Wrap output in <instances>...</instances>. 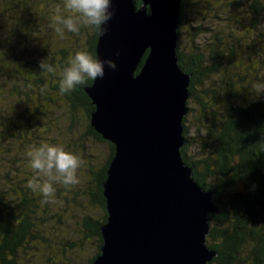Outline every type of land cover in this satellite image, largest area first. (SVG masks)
Returning <instances> with one entry per match:
<instances>
[{
  "label": "water",
  "instance_id": "water-1",
  "mask_svg": "<svg viewBox=\"0 0 264 264\" xmlns=\"http://www.w3.org/2000/svg\"><path fill=\"white\" fill-rule=\"evenodd\" d=\"M113 3L96 55L114 59L117 70L86 88L92 127L115 146L93 264H210L218 253L207 243L208 215L221 212L182 156L192 81L180 66L183 0Z\"/></svg>",
  "mask_w": 264,
  "mask_h": 264
},
{
  "label": "rangeland",
  "instance_id": "rangeland-1",
  "mask_svg": "<svg viewBox=\"0 0 264 264\" xmlns=\"http://www.w3.org/2000/svg\"><path fill=\"white\" fill-rule=\"evenodd\" d=\"M262 1L260 8L264 5ZM191 2L195 4L183 13L179 31V51L191 53L197 45L210 50L215 38L219 37L229 48L224 64L228 67L233 66L230 76H236L235 67L241 66L243 70L240 73H242L250 65V60L254 58L252 51L247 52L249 43L252 41L256 43L253 51L264 47V44L257 41V36L264 32V28L261 27L263 24L258 26L260 28L257 30L252 28V21L258 17L251 9L254 8L253 0H240V2L238 0H192ZM34 3L36 8L32 10V13L26 10L22 15L16 13L17 20L12 19L8 11L10 16L1 18V21L3 25H8L7 29L11 30H16L19 25L17 28L19 34L14 37L12 43L17 41V48L33 52V54H26L30 63L40 64L42 59H48L54 71L42 72L36 69L33 76H36L41 83L35 85V81H32L29 90L24 86L23 80L29 76V73L25 71L27 68L12 63L10 58L12 47L5 52L4 58L7 63L2 70L5 76L2 78L0 76V178L3 174L9 175L11 179L3 180L0 185L8 188L10 193L13 190L18 194L21 190L30 192L27 181L34 173L28 166L26 151L31 145L48 142L61 145L77 155L81 161L78 171L79 183L70 187L56 184L55 199H50L48 203L41 201L46 206L48 214L43 220L45 227L40 228L42 242L40 241L38 245V251L34 249H30L29 252L24 251L20 262L22 261L23 264H86L88 259L98 253V248L95 239H87L85 236L89 234L85 221L99 220L103 217L102 208L93 203L92 191H96L95 179L110 158L111 148L108 143L101 142L88 134L89 120L86 114L82 111L74 113L72 107L54 86L59 84L69 57L79 50L91 52L90 40L96 34V30L81 25L77 32L65 30L61 35L56 31L57 26L52 22V16L57 7L62 8L63 0H34ZM209 5L216 11L209 10ZM64 14L67 15V12ZM28 21L31 26L29 30L26 29ZM236 21H239L240 25H236ZM258 22L260 23L259 20ZM34 23H37L39 27H35ZM200 27L207 30L201 33ZM231 49L236 51L234 57L237 54L235 64H232L234 58L233 62L229 61ZM28 54L31 55L28 56ZM14 69L20 71L19 78L13 73ZM217 76L220 75L214 76L217 79L213 84L216 89L209 83L205 85L208 89L214 90L216 97L212 93L205 96L203 88L199 87L196 94H191L188 101L190 111L185 118L186 121L184 120V127L190 129L187 137L193 143L189 152L190 157H193L194 153L200 154V144L205 141L203 137L206 135H200L197 131V128H200L199 118L204 119L202 116L205 113L213 114V110L222 114V110L229 106L224 96L225 84L224 82L222 84L221 77ZM227 79L231 78L227 76ZM41 89L50 101L45 103L49 104L48 107L44 106L41 109L44 113L41 116L37 115L39 125L36 127L34 119L37 114L35 105L37 96L34 94L40 93ZM28 91H31L32 103L26 99ZM201 103L206 104L207 109H202ZM34 194L36 197L40 196L39 193L34 192ZM20 198H22L21 195L16 200L18 203ZM209 223L211 225L210 219ZM251 254V246H244L240 257L241 264H252Z\"/></svg>",
  "mask_w": 264,
  "mask_h": 264
},
{
  "label": "trees",
  "instance_id": "trees-1",
  "mask_svg": "<svg viewBox=\"0 0 264 264\" xmlns=\"http://www.w3.org/2000/svg\"><path fill=\"white\" fill-rule=\"evenodd\" d=\"M191 1L183 0L181 22L184 11L195 4ZM261 1L253 0L254 8H251L258 16L252 21L254 30L259 29L258 26L261 24H263L261 27L264 28V5L260 8ZM142 4V0H137L139 8ZM35 8L34 0H0V76L1 78L5 76L2 72L4 64L7 63L4 56L5 52L12 47L10 49L12 63L26 67L25 71L27 74L29 73L28 78L23 79L24 86L29 90L32 81H35V85L41 83L39 79H36V76H33L36 69H41L38 62L30 63L27 60L26 54H33V52L17 48V41L12 43L14 37L19 34L17 31L19 25L16 30L7 29L8 25H3L1 18L10 16L8 13L10 11L11 18L18 20L16 13L22 15L25 10L32 13ZM208 9L216 11L212 9L211 5ZM29 21L26 22L28 30L31 28ZM235 24L240 25V22L236 21ZM34 25L39 27L37 23ZM99 30H96V34L90 40V50L95 56H97ZM205 30L207 29L204 27L199 29L201 33H204ZM257 37V41L264 44V32H261ZM226 45L219 37H216L210 50L197 45L194 46L191 53L179 51L180 66L185 73L192 75L191 94L195 95L197 89L201 87L205 96L211 93L215 96L214 90L208 89L205 85L209 83L212 88H215L213 84L217 78L214 76L220 75L217 77H221V83L225 84L224 96L229 103V106L222 110V114L213 110V114L205 113L202 116L204 119L199 118L200 128H197V131L200 135H206L203 137L205 141L200 144L199 155L194 153L193 157H190L189 152L193 143L187 137L190 134V129L185 127L186 144L182 149V156L185 163L193 168L194 177L200 186L213 194V201L221 212L220 215L209 216L213 227L208 236V244L218 253V256L210 264H241V252L246 245L251 246L252 249V264H264V47H261V50L258 48L253 51L256 43L250 42L247 52L252 51L254 58H250V65L242 73H240L243 70L241 66L235 67L236 76L231 77L230 72L233 70V66L228 67L224 64L227 60L226 53L229 51ZM239 45L243 47L241 44ZM235 53L234 49L230 50L229 61L233 62L234 58L232 64H235L237 57V54L234 57ZM13 73L18 78L21 76L17 69H14ZM227 76L231 79H227ZM92 84L93 81L89 80L86 84L78 85L67 93L60 92L59 84L54 86L72 107L74 113L82 111L86 114L89 120L88 134L101 142L108 143L111 148L110 158L95 179L96 191H92L93 203L102 208L103 217L99 220L85 221L89 233L85 236L87 239H95L98 248V253L88 259L86 264L94 263L101 254L99 251L104 243L101 227L107 222L108 211L103 186L115 154V146L104 140L91 124L92 113L96 108L86 93V88ZM34 95L37 96L35 100L37 114L34 119L37 127L39 125V123L37 124L38 116L44 113L41 109L44 106L48 107L49 104L45 103L50 101V98L45 96L42 89L40 93ZM259 95L262 96L258 99L252 98V96ZM26 97L27 101L32 103L31 91H28ZM203 108L207 109L204 103L202 104ZM22 119L26 120L24 117ZM5 179L10 180L11 178L9 175L2 174L0 183ZM6 185L8 186V182ZM26 192L21 190L18 194L13 190L10 193L8 188L0 185V264H23L22 261L20 262L21 254L26 250L29 252L30 249L38 251V245L40 241L42 242L40 228L45 227L43 220L48 216L46 206L41 203L43 198L41 195L36 197L32 190ZM20 195L22 198L18 203L16 200Z\"/></svg>",
  "mask_w": 264,
  "mask_h": 264
},
{
  "label": "clouds",
  "instance_id": "clouds-1",
  "mask_svg": "<svg viewBox=\"0 0 264 264\" xmlns=\"http://www.w3.org/2000/svg\"><path fill=\"white\" fill-rule=\"evenodd\" d=\"M115 15L113 0H63L62 8L55 9L52 22L61 35L65 30L77 32L81 25L94 30L103 29L107 33V25ZM116 55L119 56V53ZM39 67L42 72L54 71L48 59H42ZM116 70L117 63L110 57L100 58L87 50L76 51L69 57L67 66L63 69L59 81L60 92H70L89 80H103L108 71ZM260 96L262 95L252 98L258 99ZM26 158L34 173L27 181V187L39 193L43 197V203L55 199L56 184L70 187L79 183L81 161L77 155L61 145L48 142L31 145L26 151Z\"/></svg>",
  "mask_w": 264,
  "mask_h": 264
},
{
  "label": "bare ground",
  "instance_id": "bare-ground-1",
  "mask_svg": "<svg viewBox=\"0 0 264 264\" xmlns=\"http://www.w3.org/2000/svg\"><path fill=\"white\" fill-rule=\"evenodd\" d=\"M196 180V179H195ZM198 182V181H197ZM199 183V182H198ZM200 185V184H199ZM210 215H214V214H212V213H209V215L208 216H210Z\"/></svg>",
  "mask_w": 264,
  "mask_h": 264
}]
</instances>
